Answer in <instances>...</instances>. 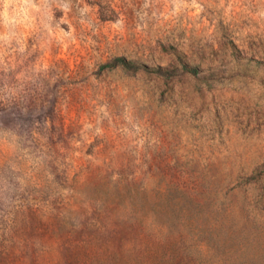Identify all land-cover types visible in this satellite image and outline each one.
Listing matches in <instances>:
<instances>
[{
    "label": "rangeland",
    "instance_id": "374dc122",
    "mask_svg": "<svg viewBox=\"0 0 264 264\" xmlns=\"http://www.w3.org/2000/svg\"><path fill=\"white\" fill-rule=\"evenodd\" d=\"M0 264H264V0H0Z\"/></svg>",
    "mask_w": 264,
    "mask_h": 264
},
{
    "label": "trees",
    "instance_id": "16d2710c",
    "mask_svg": "<svg viewBox=\"0 0 264 264\" xmlns=\"http://www.w3.org/2000/svg\"><path fill=\"white\" fill-rule=\"evenodd\" d=\"M118 61L122 62V64L125 65V66H132V63L126 61L123 58L118 59ZM184 67H185L186 71L189 72V73H192V74H195V75H197L199 73V69H197V68H194V67L189 66V65H184Z\"/></svg>",
    "mask_w": 264,
    "mask_h": 264
}]
</instances>
